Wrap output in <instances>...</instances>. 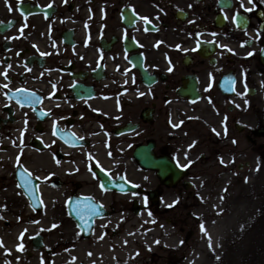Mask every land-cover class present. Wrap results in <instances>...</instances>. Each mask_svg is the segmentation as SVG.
I'll return each instance as SVG.
<instances>
[{
	"label": "flooded vegetation",
	"instance_id": "obj_1",
	"mask_svg": "<svg viewBox=\"0 0 264 264\" xmlns=\"http://www.w3.org/2000/svg\"><path fill=\"white\" fill-rule=\"evenodd\" d=\"M247 157L264 0H0V264H176L151 238Z\"/></svg>",
	"mask_w": 264,
	"mask_h": 264
},
{
	"label": "rangeland",
	"instance_id": "obj_2",
	"mask_svg": "<svg viewBox=\"0 0 264 264\" xmlns=\"http://www.w3.org/2000/svg\"><path fill=\"white\" fill-rule=\"evenodd\" d=\"M245 161L249 158L219 168L220 172H227L220 178L211 174L205 184L208 187L205 192H208L202 195L201 205L194 209V227L174 230L177 237L169 233L165 237H152V240L157 239L152 250L158 246L174 251L176 264H201L206 259L210 264H264V165L252 163L244 166ZM217 170L211 169L210 173ZM206 195H209L208 200H205ZM237 214L241 218L245 214L246 221L240 225V230L237 233L226 231L218 244V252L212 251L211 231L215 227L226 230L234 226L231 217ZM190 231H194L193 235L189 234ZM188 235L191 239L184 244L183 239ZM146 239L147 243L151 241ZM179 241L182 246L177 245Z\"/></svg>",
	"mask_w": 264,
	"mask_h": 264
},
{
	"label": "bare ground",
	"instance_id": "obj_3",
	"mask_svg": "<svg viewBox=\"0 0 264 264\" xmlns=\"http://www.w3.org/2000/svg\"><path fill=\"white\" fill-rule=\"evenodd\" d=\"M236 215V214H235ZM233 216L231 217V221L235 224L234 226H230L229 228L227 227V229L225 230L224 228L219 229L218 227H215L212 231H211V235H210V242H213V244L210 245V247L212 248V251H217L218 252V244L220 243V240H222L224 238V236L226 235V231L227 232H238L241 228L240 225L244 224V222L246 221L245 218V214L241 215L237 214V216ZM240 222V224H239ZM209 259H206L204 261L201 262V264H210Z\"/></svg>",
	"mask_w": 264,
	"mask_h": 264
},
{
	"label": "snow or ice",
	"instance_id": "obj_4",
	"mask_svg": "<svg viewBox=\"0 0 264 264\" xmlns=\"http://www.w3.org/2000/svg\"><path fill=\"white\" fill-rule=\"evenodd\" d=\"M241 4H242V6H243V0H241ZM143 19H145V20H147L148 18L147 17H144ZM249 55H251V53H249ZM9 67H10V65H9ZM5 75H7L6 73H5ZM6 87V86H5ZM141 95H143L142 93H141ZM175 126V125H174ZM98 163V162H97ZM104 187V185H101V188H103ZM202 227V229H203V225L201 226ZM0 243H2V240H0ZM21 249L23 248V244H21L20 246H19Z\"/></svg>",
	"mask_w": 264,
	"mask_h": 264
}]
</instances>
